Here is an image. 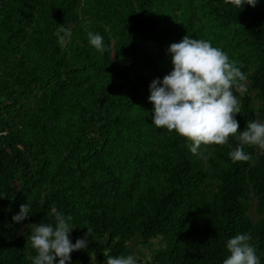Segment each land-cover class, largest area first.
I'll return each instance as SVG.
<instances>
[{
	"label": "trees",
	"instance_id": "16d2710c",
	"mask_svg": "<svg viewBox=\"0 0 264 264\" xmlns=\"http://www.w3.org/2000/svg\"><path fill=\"white\" fill-rule=\"evenodd\" d=\"M59 26L71 32L63 44ZM187 35L245 74L238 130L264 122V0L242 10L223 0H0V264H31V225L56 214L73 218V243L93 230L72 264L141 246L146 264H223L243 233L264 264V152L245 146L250 161L233 162L230 137L193 155L190 141L152 124L150 84ZM24 204L29 217L16 223Z\"/></svg>",
	"mask_w": 264,
	"mask_h": 264
},
{
	"label": "clouds",
	"instance_id": "9594fccd",
	"mask_svg": "<svg viewBox=\"0 0 264 264\" xmlns=\"http://www.w3.org/2000/svg\"><path fill=\"white\" fill-rule=\"evenodd\" d=\"M223 3L242 10L246 5L255 8L260 0H223ZM55 35L63 44L70 39L71 32L59 26ZM87 37L93 48L105 52L102 35L89 30ZM167 54L172 70L162 80L156 78L150 84L149 102L154 105L152 124L175 131L190 141L188 147L193 155L199 154L202 145L228 144L230 137L237 141L229 152L233 162L250 161L251 155L245 146H256L264 152V122L248 121L244 131L238 130L240 125L235 117L241 112L237 93L246 91L241 83L246 77L236 62L222 49L213 47L211 41L188 35L172 43ZM29 214L30 206L24 204L12 219L20 223ZM72 219L56 214L54 224H37L34 228L31 225V247L36 252L30 257L31 264H72L71 254L87 249L93 230L87 227L85 236L73 243ZM251 239L247 233L230 238L226 245L230 255L223 264H261ZM103 254L107 257L105 264H137L133 255Z\"/></svg>",
	"mask_w": 264,
	"mask_h": 264
},
{
	"label": "rangeland",
	"instance_id": "374dc122",
	"mask_svg": "<svg viewBox=\"0 0 264 264\" xmlns=\"http://www.w3.org/2000/svg\"><path fill=\"white\" fill-rule=\"evenodd\" d=\"M244 87L247 88L248 82L245 81L243 83ZM259 121V119H258ZM157 245V243H155ZM157 247V246H155ZM149 256V249H147L145 246H141L138 248V253L136 254L135 258L137 260V264H146V258Z\"/></svg>",
	"mask_w": 264,
	"mask_h": 264
},
{
	"label": "built area",
	"instance_id": "2783aa9c",
	"mask_svg": "<svg viewBox=\"0 0 264 264\" xmlns=\"http://www.w3.org/2000/svg\"><path fill=\"white\" fill-rule=\"evenodd\" d=\"M1 135H6V133H3V134H1Z\"/></svg>",
	"mask_w": 264,
	"mask_h": 264
}]
</instances>
